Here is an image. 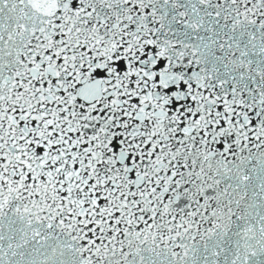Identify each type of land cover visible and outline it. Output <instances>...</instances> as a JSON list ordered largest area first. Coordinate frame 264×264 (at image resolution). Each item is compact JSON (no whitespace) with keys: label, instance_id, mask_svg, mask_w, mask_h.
<instances>
[{"label":"snow or ice","instance_id":"snow-or-ice-1","mask_svg":"<svg viewBox=\"0 0 264 264\" xmlns=\"http://www.w3.org/2000/svg\"><path fill=\"white\" fill-rule=\"evenodd\" d=\"M0 264H264V0H0Z\"/></svg>","mask_w":264,"mask_h":264}]
</instances>
